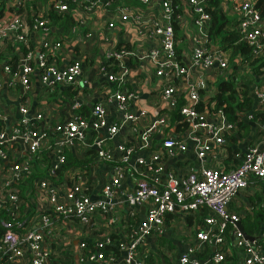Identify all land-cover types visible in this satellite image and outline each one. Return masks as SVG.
<instances>
[{
	"label": "built area",
	"instance_id": "built-area-1",
	"mask_svg": "<svg viewBox=\"0 0 264 264\" xmlns=\"http://www.w3.org/2000/svg\"><path fill=\"white\" fill-rule=\"evenodd\" d=\"M34 1L35 7L30 6ZM74 1L75 7L87 10L117 2ZM137 1L120 9L124 28L130 20L140 22L143 6L159 1L161 16L153 18L151 25L145 21L149 38L157 42L138 49L127 40H109L99 73L110 84L105 96L93 101L90 114H85L77 97L84 61L74 56L59 64L57 57L64 43L50 37L51 10L71 11L69 2L0 0V98L18 83L27 93L36 72L45 90L57 93L62 100L61 87L76 90L68 117L55 123L44 109L33 110L25 100L19 103L20 118L10 122L9 112L0 105V208L13 216L12 221H4L0 264H54L56 260L64 264H149L150 238L165 233L167 214L188 216L198 211L203 212L202 221L189 229L194 235L180 252L179 264H264L260 242L264 232L250 239L237 224L256 207L250 195L257 191L264 194V123L251 110L243 116L254 124L253 132L247 135L242 129L240 134L237 122L222 107H216L217 89L205 97L201 94L209 85L206 71L210 80L219 76L227 79L232 72L226 51L219 45L211 47L208 0H179L176 5L174 0ZM256 1L222 0L220 7L235 15L240 39L252 46L254 57H259L264 54V16ZM185 16L192 19L196 31L191 51L183 60L173 22L182 25ZM115 25L114 19L108 21L109 28ZM38 32L43 34L36 44L33 38ZM21 47L24 50L15 66L12 59ZM133 60L149 61L157 78L152 94L158 111L152 119L147 107H136L142 101ZM251 92L257 100L255 109L264 110V84H252ZM114 102L117 106L111 118ZM201 102L205 103L203 109L199 108ZM174 111L180 113L179 119L172 118ZM234 134L236 146L230 151L228 139ZM113 139L116 142L110 144ZM79 144L87 152L95 149L94 161L63 169L66 149L75 151ZM44 149L50 164L23 196L20 184L34 171V161ZM99 165H109L112 172L97 192ZM128 177L133 179L131 188L125 187ZM241 192L250 199L235 211L230 204ZM119 197L129 210L118 205ZM34 199L45 200L46 205L34 206ZM138 207L144 211L139 220ZM98 214L102 220H97ZM103 224L116 226V241L109 233L97 237ZM90 240L95 250L86 252ZM107 244H115L120 253L107 254ZM233 256L239 260L231 259Z\"/></svg>",
	"mask_w": 264,
	"mask_h": 264
},
{
	"label": "crops",
	"instance_id": "crops-1",
	"mask_svg": "<svg viewBox=\"0 0 264 264\" xmlns=\"http://www.w3.org/2000/svg\"><path fill=\"white\" fill-rule=\"evenodd\" d=\"M135 3H138L137 0H117L115 4L110 7H106L104 5H98L91 10H87L84 7H74L71 12L75 16L76 24L70 28V30L65 31L63 24H57L53 21V27L51 29L50 37L54 39H61L64 43L63 48L61 49L60 54L57 57V61L59 64H66L69 60L76 56L80 57L84 61V72L81 76L78 77L80 90L77 92V97L80 98L83 102L82 112L85 114H90V106L93 101H97L100 97H104V90L108 87L107 83L110 84L106 80L105 77H102L99 73L100 61L104 56L105 46L107 42L110 40H127L136 45L139 49H144L145 47H151L157 41L149 38L148 32L149 29L146 26V22L151 25V20L153 18H158L161 16V5L159 1H155L150 5L143 6V9L140 11L142 13V17L139 19V23L142 24V27H139V23H136L130 20L127 23V27L124 28L123 21L121 20L120 9L122 6H134ZM78 18H80V23H78ZM143 18V19H142ZM114 19L116 21V25L114 28L108 27V21ZM181 24H178V34L180 38L178 39V47L180 48V55L185 60L192 48V36L196 31V27L192 21V19L188 16H185ZM76 26V28H74ZM127 30V31H126ZM91 31L92 35H87V32ZM123 33H126L127 36H124ZM43 32H38L34 35L33 42L38 44L40 43L41 36ZM213 45L218 44H212ZM216 46V47H217ZM214 47V48H216ZM21 50H24L21 47L19 50L15 51L17 54L13 59V63L16 66L18 58H20ZM240 56L237 58V62L240 61ZM131 62V61H130ZM241 74L243 75L246 71L252 70V65L245 63L240 64L239 67ZM133 69L137 75H134V78L139 82V90H140V101H138V105H144L148 108V112L151 115V119L154 117L155 113H157L158 108L154 105V96L152 94V87L157 82V78L153 73L151 68V64L149 61L138 62L137 60H133ZM203 72L202 74H204ZM33 78V87L27 93L23 92L22 86L18 83L15 89H6V93L2 94L0 98V105L4 107L10 116V122H13L18 117L20 118V111L18 109L19 103L21 101H26L27 105L30 106L33 110L44 109V112L49 117L51 123H55L58 119H64L68 117L69 107L72 104L73 97L76 96V90L72 87L64 86L61 87V93L63 95V100L58 98L57 93L53 94L45 90V86L42 85L39 79V73H34ZM205 77H207L208 86L204 87L201 91L203 97L210 92H214L217 89L216 82L217 78H213L210 80L209 72L206 71ZM83 79H87L88 83H85ZM18 80V79H17ZM219 82V81H218ZM218 84V83H217ZM252 84H264V73L260 76H256L254 82ZM107 86V87H106ZM78 88V85H76ZM256 99V98H255ZM114 105L117 106L116 102L113 103V106L110 107L112 112V116L115 113ZM150 119V120H151ZM149 120V121H150ZM251 126L254 124L249 121ZM250 135L249 127L247 130V135ZM120 138V137H119ZM122 138V137H121ZM229 138L228 145L233 144L236 146V139ZM263 146H264V135L262 136ZM116 141L113 139L110 141V144H114ZM80 147L75 149L76 154L78 156L87 155V149H83L84 146L79 144ZM90 156L87 158V162H90ZM171 162V160H170ZM169 162V163H170ZM174 163V161H173ZM182 163V162H181ZM111 168L109 165H99L97 167V192L100 190L102 184L106 181L107 178L111 175ZM131 184L133 185V179L128 177L125 182L126 188H131ZM92 190V189H91ZM96 190V187L93 188V191ZM247 193V191H246ZM98 194V193H97ZM246 194L241 192V194L237 195L234 201L230 204V207L237 211L244 207L247 200L250 198L243 197ZM251 197V196H250ZM33 205H46V201H39L34 199ZM118 205L122 206L124 211L129 210L130 206L122 197H119ZM242 205V206H241ZM137 212L139 214V218H144V211L142 208L138 207ZM189 216H185L179 213H168L165 219V235L168 238V247L172 249L174 252L172 254L171 251H166L165 253L160 254V261H163L164 264H179V254L180 252L191 242L194 234H189V226L195 225V223L200 222L198 216L194 215L193 221L190 222L188 219ZM102 215H97V220H102ZM104 230L101 234L97 233V237H101L105 234H111L112 232H117V228L114 225L106 226V224L101 225V228ZM174 228H177V232H175ZM97 231H100L97 229ZM156 237L153 236L150 238L151 249L155 250V246H159L156 243ZM161 246H163L161 244ZM178 249V254L175 252ZM162 258V259H161ZM170 258V259H169ZM169 259V262L167 261ZM118 264V263H117Z\"/></svg>",
	"mask_w": 264,
	"mask_h": 264
},
{
	"label": "trees",
	"instance_id": "trees-1",
	"mask_svg": "<svg viewBox=\"0 0 264 264\" xmlns=\"http://www.w3.org/2000/svg\"><path fill=\"white\" fill-rule=\"evenodd\" d=\"M42 2H46L49 0H38ZM69 2L71 8L73 9L76 6V2L74 0H66ZM179 0H174V4L178 3ZM222 0H208L207 1V9L212 14V25L210 26V36H211V44H218L219 47L224 49L229 57L230 62L232 63V72L229 78L224 79L221 78L217 84V91L214 97L217 100L216 107L223 108L224 111L228 114L231 120H234L238 124L239 133H242V129L246 130L251 125L247 120L246 116L243 114L253 110L256 114L257 118H260L264 123V110L255 109L257 100L251 92L252 82H254L256 76H260L264 73V54L259 57H254L252 54V46L247 42L240 39V34L236 28L237 19H229L228 14L225 13L221 7L220 3ZM35 1L30 4V6L35 7ZM257 7L260 9L261 14L264 16V0L256 1ZM180 9L176 8V13H178ZM53 21L57 24H63L65 31L70 30L72 26L76 24L75 16L71 11L68 12H57L55 10H51L50 12ZM230 23V24H229ZM174 27L176 29V38L177 40L180 38L178 34L179 28L176 21L173 22ZM177 50L179 52L180 57V48L177 46ZM240 56V61L237 62V58ZM2 58L3 55L0 54ZM251 64L252 70L246 71L243 75L239 70L240 64ZM205 106L204 102H201L199 108L203 109ZM181 117L178 111H174L172 113V118L179 119ZM232 138H237V135L234 134ZM234 139V140H235ZM230 151L235 149L233 144L228 145ZM45 150V149H44ZM95 149H90L87 152V155L80 157L76 154V151L71 150L69 148L66 149L67 160L63 169L70 168L72 166H86L87 158L90 156L92 161H94ZM90 159V160H91ZM43 164L44 167L41 165ZM47 163V164H45ZM50 164V157L47 154L46 150L41 153L39 157H36L34 161V171L25 178L23 182H21L20 187L23 196H26L27 190L32 187L33 180L35 178H39L45 174V170ZM251 199L256 204V207L252 210H248L245 216L242 218V221L245 225V228L248 233L251 234H261L264 232V194L260 191H257L256 194L250 195ZM34 208V207H33ZM199 221H202L203 212L198 211L197 213ZM188 219L190 222L193 221L194 215H188ZM139 220V216L137 217ZM21 221H24V218L20 217ZM5 220H13V216L7 212L6 209L0 208V237L4 233L6 226L4 224ZM26 221L22 224L26 225ZM108 227V226H107ZM109 228V227H108ZM105 229V227L101 228L100 231H97L98 234H101ZM114 240L118 239V233L112 232L110 234ZM167 237L165 234L158 235L156 237V242L160 241L161 238ZM264 246V240L260 241ZM162 243V242H161ZM160 243V244H161ZM158 248V246H155ZM95 250V245L93 241H89L88 248L85 250L86 252H91ZM172 250V249H171ZM210 251V248H208ZM212 250V249H211ZM105 252L114 253L118 255L120 253L118 247L115 244H107L105 247ZM178 254V249L176 250ZM166 254L165 249L160 250V248L151 249L148 257L149 264H158L160 262V254ZM235 259L237 262L239 259L235 256L231 257V259ZM68 259H70L68 257ZM162 259V258H161ZM170 259V258H169ZM169 259L167 261L169 262ZM54 264H64L59 262V260L54 261ZM94 264H101L99 261Z\"/></svg>",
	"mask_w": 264,
	"mask_h": 264
},
{
	"label": "rangeland",
	"instance_id": "rangeland-1",
	"mask_svg": "<svg viewBox=\"0 0 264 264\" xmlns=\"http://www.w3.org/2000/svg\"><path fill=\"white\" fill-rule=\"evenodd\" d=\"M228 18L232 20V19L235 18V15H234L233 13H229V14H228ZM229 24H230V23H229ZM238 71H240V69H239ZM221 78H222V77L219 76V77H218V81H219ZM218 81L216 82V85H217ZM53 94H55V93H53ZM247 130H248V128H247ZM249 131L253 132V130H252V126H251V125L249 126ZM182 216H183V215H182ZM195 216H197V214H195ZM194 226H195V225H194ZM194 226L191 225V226H189L188 228L190 229V228H193ZM174 230H175V232H177V228H174ZM154 237H155V236H154ZM161 240H162V241H161ZM160 241H161L162 243L159 242V241L156 242L157 244H159L158 248H160V250L165 249V250L168 251V252L171 251L172 254H173L174 251L171 250V249H169V247H168V242H169V241H168V238L164 236L163 238L160 239ZM160 243H161L163 246H161ZM65 252H66V254H70V249H69V248H66V249H65ZM175 252H176V251H175ZM173 255H174V254H173ZM66 262H68V260H66ZM158 264H164V263H163V261H160Z\"/></svg>",
	"mask_w": 264,
	"mask_h": 264
},
{
	"label": "water",
	"instance_id": "water-1",
	"mask_svg": "<svg viewBox=\"0 0 264 264\" xmlns=\"http://www.w3.org/2000/svg\"><path fill=\"white\" fill-rule=\"evenodd\" d=\"M216 46H217V45H213V48L216 47ZM237 224H238L239 228L244 232V234H245L246 237H248V238H250V239H254V238H256L255 235H253V234L247 232V230H246V228H245V225H244V223H243L242 220L238 221ZM232 238H233V236H232Z\"/></svg>",
	"mask_w": 264,
	"mask_h": 264
}]
</instances>
